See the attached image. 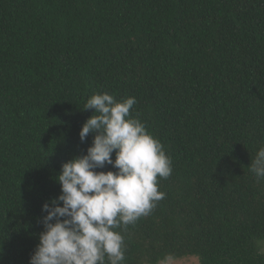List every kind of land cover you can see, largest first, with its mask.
I'll return each mask as SVG.
<instances>
[{
	"label": "trees",
	"instance_id": "1",
	"mask_svg": "<svg viewBox=\"0 0 264 264\" xmlns=\"http://www.w3.org/2000/svg\"><path fill=\"white\" fill-rule=\"evenodd\" d=\"M103 92L136 98L128 118L172 167L151 212L114 229L120 264H264V178L250 169L264 147V0H0V264H29L62 165L92 145L84 105Z\"/></svg>",
	"mask_w": 264,
	"mask_h": 264
},
{
	"label": "clouds",
	"instance_id": "2",
	"mask_svg": "<svg viewBox=\"0 0 264 264\" xmlns=\"http://www.w3.org/2000/svg\"><path fill=\"white\" fill-rule=\"evenodd\" d=\"M135 103V97L117 102L108 92L88 98L83 109L95 113L79 135L85 142L93 133L92 145L62 165L56 178L61 195L43 205L45 230L29 264H106V257L107 264L124 261V237L114 229L148 215L165 195L158 191L157 178L172 172L161 142L141 121L128 118ZM106 165L117 171H96ZM250 169L257 179L264 178V147ZM173 259L168 254L158 264Z\"/></svg>",
	"mask_w": 264,
	"mask_h": 264
},
{
	"label": "rangeland",
	"instance_id": "3",
	"mask_svg": "<svg viewBox=\"0 0 264 264\" xmlns=\"http://www.w3.org/2000/svg\"><path fill=\"white\" fill-rule=\"evenodd\" d=\"M262 248L264 251V242L262 243ZM171 264H199V260L196 256H188L184 258H179V259H173Z\"/></svg>",
	"mask_w": 264,
	"mask_h": 264
}]
</instances>
